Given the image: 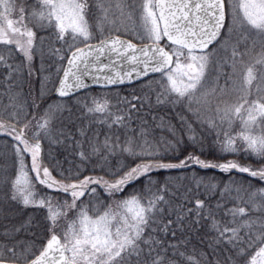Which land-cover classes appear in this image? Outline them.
<instances>
[{
  "label": "snow or ice",
  "instance_id": "obj_1",
  "mask_svg": "<svg viewBox=\"0 0 264 264\" xmlns=\"http://www.w3.org/2000/svg\"><path fill=\"white\" fill-rule=\"evenodd\" d=\"M0 89V264H264V0H0ZM191 165L219 178L157 175Z\"/></svg>",
  "mask_w": 264,
  "mask_h": 264
},
{
  "label": "trees",
  "instance_id": "obj_2",
  "mask_svg": "<svg viewBox=\"0 0 264 264\" xmlns=\"http://www.w3.org/2000/svg\"><path fill=\"white\" fill-rule=\"evenodd\" d=\"M40 68V61L39 58L35 61L33 74L31 78L23 77V84L22 87L19 88L17 91L22 94V99L28 100L30 99V96H35L39 89H40V73L38 69ZM51 87V85H49ZM2 91V89H0ZM101 89L99 88H92L91 93L96 94L100 92ZM131 91V88L121 86V94L125 95L128 92ZM53 95V94H52ZM54 97V96H53ZM7 98L5 96L0 95V110L3 109L4 105L7 104ZM33 115L39 116L40 112L36 109L30 110ZM115 111V109H114ZM103 120V117L100 116H90L87 113L81 114L79 111L75 113V128H73L74 134H76L77 139H81V137L76 132V129L81 127L83 125L86 129H88V135L91 136L93 133H100V139H103V134L108 133L109 129L106 124L101 123ZM57 127H60L59 124H57ZM113 131H116V128H113ZM119 134V132H117ZM188 151H192L191 147H188ZM207 151V149H206ZM172 155V154H170ZM175 155L179 156V152ZM42 157L43 162L47 165H52L53 161H59L63 167L67 168L69 167L68 163H65V160L72 161L74 159V156L70 154V149L66 148V146L63 143H58L55 140L49 141L47 139L42 141ZM182 159L183 157L180 156ZM202 159H215L214 156H204L201 157ZM230 159L232 157H229ZM78 162V161H77ZM173 162H176L173 160ZM13 168V160H12V151H11V145L8 144V138L4 137L2 134H0V176H2L3 170L7 169L9 174H11ZM193 173L197 175V177H211V176H217L219 178V172L216 170H206L201 168L198 165H191L187 168H180V169H173V170H161L157 175L161 180L164 178L171 177L174 183L179 187L181 185L186 186L188 188H191L195 191L196 182L193 180ZM85 174H90L88 172H85ZM94 174V173H91ZM257 186H260L257 184ZM183 190V189H181ZM200 192H203V188H200ZM199 194V193H197ZM215 203V201H213ZM4 208V204L0 203V223H3L2 217L4 215L2 209ZM9 215L12 216L13 220L16 221L18 218H24L27 220L29 217H35L38 214L34 212L31 208H19L14 211H10ZM30 235V234H29ZM203 237V232H201L200 235H197L195 239L192 240L191 245L189 246L191 248H196L198 251H204L206 253H211L212 249L205 247V245L200 244V240ZM25 236L22 233L21 239H24ZM206 244V240H205ZM207 259H215L214 256H206Z\"/></svg>",
  "mask_w": 264,
  "mask_h": 264
},
{
  "label": "rangeland",
  "instance_id": "obj_3",
  "mask_svg": "<svg viewBox=\"0 0 264 264\" xmlns=\"http://www.w3.org/2000/svg\"><path fill=\"white\" fill-rule=\"evenodd\" d=\"M30 156L27 158V163L30 164Z\"/></svg>",
  "mask_w": 264,
  "mask_h": 264
},
{
  "label": "water",
  "instance_id": "obj_4",
  "mask_svg": "<svg viewBox=\"0 0 264 264\" xmlns=\"http://www.w3.org/2000/svg\"><path fill=\"white\" fill-rule=\"evenodd\" d=\"M93 88H98L97 86H93ZM53 96H54V93H53Z\"/></svg>",
  "mask_w": 264,
  "mask_h": 264
}]
</instances>
